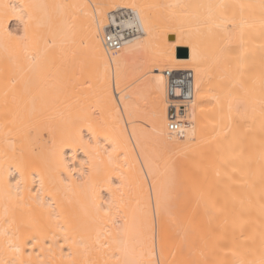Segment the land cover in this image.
I'll use <instances>...</instances> for the list:
<instances>
[{
    "label": "bare ground",
    "instance_id": "6f19581e",
    "mask_svg": "<svg viewBox=\"0 0 264 264\" xmlns=\"http://www.w3.org/2000/svg\"><path fill=\"white\" fill-rule=\"evenodd\" d=\"M0 264H264V0H0Z\"/></svg>",
    "mask_w": 264,
    "mask_h": 264
},
{
    "label": "built area",
    "instance_id": "2783aa9c",
    "mask_svg": "<svg viewBox=\"0 0 264 264\" xmlns=\"http://www.w3.org/2000/svg\"><path fill=\"white\" fill-rule=\"evenodd\" d=\"M112 15V16H111ZM109 16L108 26L106 27L104 42L113 53L118 52L126 38L139 32V25L132 23L124 25L123 21L134 18V11L131 8H120ZM167 94L172 118L169 122V129L172 133L181 134L182 124L180 115L185 112L188 103L192 99L193 74L189 70L166 71Z\"/></svg>",
    "mask_w": 264,
    "mask_h": 264
},
{
    "label": "rangeland",
    "instance_id": "374dc122",
    "mask_svg": "<svg viewBox=\"0 0 264 264\" xmlns=\"http://www.w3.org/2000/svg\"><path fill=\"white\" fill-rule=\"evenodd\" d=\"M108 20H109V19H108ZM13 26H14V27L16 26L15 29H19V28H20V25H17L16 23H14ZM18 27H19V28H18ZM145 53H146V54H145ZM148 55H150L148 51H144V52H142V53L140 54V58H139L140 62L142 61V63H143L144 58L147 59V58H148ZM142 56H144V57H142ZM146 59H145V61H147ZM148 60H149V58H148ZM145 61H144V63H145ZM146 63H147V62H146ZM136 66H137V65H136ZM137 69H138V71H137ZM140 71H141V74H142V71L145 72V69L143 70V68H141V69L136 68V70H135V68H134V73H135V74L133 73V75H132V73H131V74H130L131 77H129V78L135 79V77H136V79H137V78L140 76ZM131 72H132V71H131ZM136 72H139V74H138V73L136 74ZM133 77H134V78H133ZM136 79H135V80H136ZM135 80H134V81H135ZM134 81H133V80L130 81V79H129V81H127V84H131V83H133ZM128 82H129V83H128ZM80 156H81V155H79V157H80Z\"/></svg>",
    "mask_w": 264,
    "mask_h": 264
},
{
    "label": "water",
    "instance_id": "95a60500",
    "mask_svg": "<svg viewBox=\"0 0 264 264\" xmlns=\"http://www.w3.org/2000/svg\"><path fill=\"white\" fill-rule=\"evenodd\" d=\"M188 54H189L188 49H186V48H180L179 49V55L188 56Z\"/></svg>",
    "mask_w": 264,
    "mask_h": 264
}]
</instances>
